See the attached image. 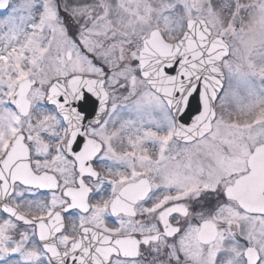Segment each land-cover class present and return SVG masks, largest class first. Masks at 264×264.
Segmentation results:
<instances>
[{"label":"snow or ice","instance_id":"1","mask_svg":"<svg viewBox=\"0 0 264 264\" xmlns=\"http://www.w3.org/2000/svg\"><path fill=\"white\" fill-rule=\"evenodd\" d=\"M0 264H264V0H0Z\"/></svg>","mask_w":264,"mask_h":264}]
</instances>
